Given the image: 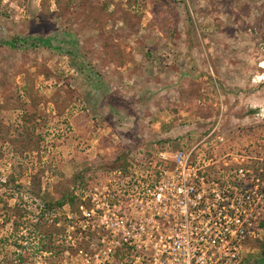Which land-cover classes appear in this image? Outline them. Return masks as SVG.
<instances>
[{
	"label": "rangeland",
	"instance_id": "1",
	"mask_svg": "<svg viewBox=\"0 0 264 264\" xmlns=\"http://www.w3.org/2000/svg\"><path fill=\"white\" fill-rule=\"evenodd\" d=\"M160 1L0 0V41L51 39L0 46V239H24L29 264H63L66 216H80L76 197L40 218L43 199L101 188L118 177L101 167L125 152L130 185L154 175L158 151L204 138L206 154L264 160V0H162L171 22L158 24ZM246 132L258 138L246 151L227 147ZM13 239L0 242V264H17ZM263 242L264 229L243 264Z\"/></svg>",
	"mask_w": 264,
	"mask_h": 264
},
{
	"label": "built area",
	"instance_id": "2",
	"mask_svg": "<svg viewBox=\"0 0 264 264\" xmlns=\"http://www.w3.org/2000/svg\"><path fill=\"white\" fill-rule=\"evenodd\" d=\"M207 140L158 151L162 165L138 185L115 171L101 188L76 190L63 264H243L264 229V160L206 154Z\"/></svg>",
	"mask_w": 264,
	"mask_h": 264
},
{
	"label": "trees",
	"instance_id": "3",
	"mask_svg": "<svg viewBox=\"0 0 264 264\" xmlns=\"http://www.w3.org/2000/svg\"><path fill=\"white\" fill-rule=\"evenodd\" d=\"M134 3V2H133ZM169 3V2H168ZM167 2L163 3V1L161 0L159 3L155 4L154 8H155V16L160 15L159 21H157L158 24H164V23H170V16L168 14V10H169V6L166 5ZM103 9L105 7V4H102ZM108 7V4H107ZM168 7V8H167ZM167 8V9H165ZM165 10V11H162ZM156 16V18H157ZM156 21V20H155ZM168 28V27H166ZM16 42L18 43H22L25 44L28 47H36L37 44H40L44 47H48L51 48V39H27V38H22V39H15L14 41H0V46L1 45H6V46H12L15 47ZM251 113H254V111H252ZM258 128H262L264 127V123L261 125H256ZM257 129V128H256ZM238 130H243L242 128L238 129ZM244 130L246 131L247 129L244 128ZM255 134V133H254ZM249 134V132H246V137L242 138V133L240 135H236V138H233L231 140L226 141L227 147L230 148V150H234L235 148H237L236 146H238L240 149L245 148L243 151H246V149L248 148L247 142L249 143L251 140L254 139H258L256 136L252 138V136L254 135ZM238 149V148H237ZM128 153H123L121 155H119L118 157H115L112 161L113 166L109 167V165L105 164V167H101L102 169H104L103 172H108V170H113V172L115 171H119L122 173V177H127L129 176V174L131 173V161H129L128 159ZM154 160H155V167L161 166L162 162H160L155 156H154ZM100 168V169H101ZM96 175L93 176H88L87 178H85L84 176L81 175H77L75 177V182L77 180H83L85 179L86 181L82 183H91L92 185L97 184V180H96ZM78 184V185H77ZM73 185V188L71 191H69L68 193H65L62 195V197L59 200L56 201H48L46 199H43L44 204L43 207L41 209V214H40V218H43L44 214H50L51 212H56V211H62L63 209H70L71 207H74L77 202V198H76V190H77V186L79 188H87L84 187L81 183H77ZM6 207V205H5ZM9 208V206L6 207V210ZM19 220H23L24 221V215L22 213H20V215L17 217ZM9 220V218H8ZM17 220V219H16ZM27 220V219H26ZM56 220V219H55ZM23 224V223H22ZM14 227L16 228V230L19 229V227L21 226L20 224L17 223V221H15V224L13 223ZM39 225V223H38ZM261 226L264 228V221L261 223ZM27 230V227L25 226V229ZM15 231V229H14ZM8 236L4 235L1 239L0 242L6 243L7 244V240L9 238V236L12 238L13 233L11 232H7ZM14 236V235H13ZM8 237V238H7ZM24 239L21 241H17V239H13L11 242L12 248H14V255H15V261L17 262V264H29V258L26 257V252H25V244H27V242L24 243ZM52 245V246H51ZM8 246V245H7ZM6 245L3 244V246L0 248V250L5 249V247H7ZM55 246V242H51L50 243V248L52 249V247ZM56 246H61L56 244ZM262 248V256L261 259L259 261H257L255 264H264V242L261 245ZM46 244L44 243V239L41 238L40 239V245H39V250L40 251H46ZM56 249V248H55ZM60 250V249H59ZM30 264H32V262H30Z\"/></svg>",
	"mask_w": 264,
	"mask_h": 264
}]
</instances>
